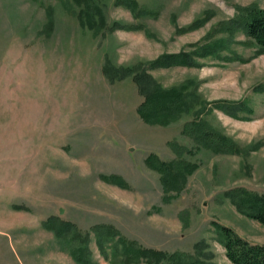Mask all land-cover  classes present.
Segmentation results:
<instances>
[{"label":"rangeland","instance_id":"374dc122","mask_svg":"<svg viewBox=\"0 0 264 264\" xmlns=\"http://www.w3.org/2000/svg\"><path fill=\"white\" fill-rule=\"evenodd\" d=\"M136 1L146 13L117 0H0V264H80L69 254L79 243L94 264H121L99 254L98 225L206 264H231L212 222L264 243V224L226 194L264 193V53L255 55L237 30L221 57L198 58V67L150 65L230 36L224 27L236 6L264 9V0ZM232 52L244 60L222 58ZM111 66L113 79L104 71ZM143 67L163 88L190 83V110L168 124L145 122L132 80ZM123 68L132 71L120 77ZM223 101L244 102L252 112L231 116L215 107ZM202 104L201 117L239 151L199 148L182 132ZM151 154L195 166L181 191L165 192ZM110 174L128 186L102 178ZM49 216L70 221L86 239L57 238L42 225Z\"/></svg>","mask_w":264,"mask_h":264},{"label":"trees","instance_id":"16d2710c","mask_svg":"<svg viewBox=\"0 0 264 264\" xmlns=\"http://www.w3.org/2000/svg\"><path fill=\"white\" fill-rule=\"evenodd\" d=\"M117 2L128 7L134 14L146 13V10L140 8L136 0H117ZM93 7L97 8L96 5ZM202 23L203 20L196 21L186 29L198 27ZM224 29L229 32L230 36L198 42L193 45L191 50L163 54L150 63L151 67H198L200 65L198 58L221 57L220 53L229 49L230 38L237 30L243 32L248 39V43H252L257 47L255 55L264 53V9L255 4L236 6L235 16L226 23ZM222 58L244 60L234 52L230 56H223ZM112 69L111 66L104 70L111 79H113V70H115ZM122 70L120 77H125L126 74L132 71L129 68H123ZM132 80L144 97L143 102L137 108V112L145 122L168 124L190 110L191 105L188 98L190 92L186 91L190 83L183 82L163 88L152 76L146 73L145 67L138 68L136 73L133 74ZM258 89L264 92L263 86ZM215 107L234 117H237L241 112H252V109L244 102H217ZM206 112L207 110L202 104V107L195 112L194 118L184 124L182 132L192 137L199 148H206L218 153L239 151V146L235 145L231 138L212 127L201 117ZM173 145H175L174 142ZM147 160L161 174L160 179L165 192L172 190L177 193L181 191L186 176L195 169V166L186 162L184 158L164 162L158 161L156 156L151 154ZM102 178L123 188L128 186L125 180L116 174L103 175ZM226 194L239 211L264 224V193L258 194L245 188H234ZM42 225L52 230L57 238L64 240L66 243H72L77 239L81 242L86 239V236L83 238L75 230L73 223L56 216H49L42 222ZM212 225L217 232L218 242L223 247L224 254L231 264H264V243L249 242L226 225L217 222H212ZM93 232L95 246L99 254L109 262L135 264L146 261L159 264L168 261L171 264H206L194 256L188 257V255L178 252L167 253L144 247L135 240L124 238L112 225L95 226ZM90 253L86 243L71 245L69 250L73 260L80 264H94L90 258Z\"/></svg>","mask_w":264,"mask_h":264}]
</instances>
